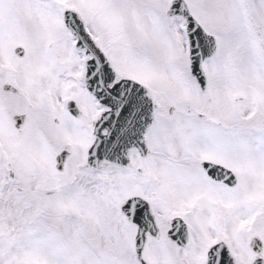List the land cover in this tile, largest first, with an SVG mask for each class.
Masks as SVG:
<instances>
[{"label":"snow or ice","instance_id":"6c2138e0","mask_svg":"<svg viewBox=\"0 0 264 264\" xmlns=\"http://www.w3.org/2000/svg\"><path fill=\"white\" fill-rule=\"evenodd\" d=\"M0 264H264V0H0Z\"/></svg>","mask_w":264,"mask_h":264}]
</instances>
